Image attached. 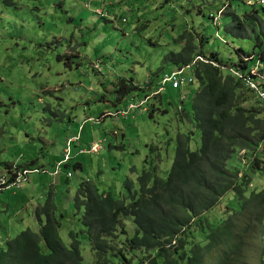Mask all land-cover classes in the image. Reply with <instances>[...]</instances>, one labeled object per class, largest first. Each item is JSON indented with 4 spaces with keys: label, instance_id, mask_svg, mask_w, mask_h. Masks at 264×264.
<instances>
[{
    "label": "rangeland",
    "instance_id": "obj_1",
    "mask_svg": "<svg viewBox=\"0 0 264 264\" xmlns=\"http://www.w3.org/2000/svg\"><path fill=\"white\" fill-rule=\"evenodd\" d=\"M224 2L228 0H14L15 5L7 7L0 0V181L11 177L8 165L40 169L29 175L23 189L0 192V247L22 231H39L35 210L50 194L57 216L65 217L59 237L69 246L68 232L83 229L79 220L83 209L74 204L81 182L93 183L99 193L128 198L138 190L143 169L154 166L157 176L167 177L179 132H194L190 149L199 147V133L179 113L180 108L190 110L200 87L191 69L185 71L188 79L182 94L168 86L146 106L148 111L134 112L127 119L107 116L98 123L89 119L99 120L126 107L118 101L120 80L147 87L174 71L167 57L183 50L179 39L185 34L194 36V55L216 52L224 62L236 63L237 49L251 51V42L226 33L231 19L227 14L241 15L251 5L260 9L264 4L231 0L233 8L225 10L216 27L213 20ZM93 10L108 15L103 18ZM192 76L195 81L188 84ZM247 97L246 107H261L256 93L248 92ZM77 135L71 161L58 176L52 175L64 159L67 139ZM94 144L100 146L98 153H79ZM247 154L252 167L258 168L249 171V189H264V144L254 153L236 151L228 166L244 172ZM126 179L132 184L130 192ZM225 206L238 208L234 194H227L207 213L213 225L225 217ZM125 226L131 235V221ZM194 235L201 241L204 236L200 230ZM79 240L81 264H93L86 235L79 234ZM257 242L248 244L239 264H257ZM41 247L48 252L44 242Z\"/></svg>",
    "mask_w": 264,
    "mask_h": 264
},
{
    "label": "trees",
    "instance_id": "obj_2",
    "mask_svg": "<svg viewBox=\"0 0 264 264\" xmlns=\"http://www.w3.org/2000/svg\"><path fill=\"white\" fill-rule=\"evenodd\" d=\"M3 1L7 7L15 5L14 0ZM251 6L249 12L241 15L227 14L231 19L225 26L226 33L253 44L251 51L236 50L238 62H224L216 52L208 56L194 55L197 48L191 33L179 39L184 42L183 50L167 57L176 69L192 66L193 76L200 86L192 98L190 110L179 111L180 118L199 133V147L190 149L194 132H179L167 177L157 176L154 166L143 169L137 178L138 190L134 193L130 192L131 181L125 180L124 185L130 192L128 198L99 193L93 183L81 182L74 204L77 209H83L79 218L83 229L68 232L69 246L59 237L58 231L65 217L63 214L57 216L58 207L50 194L44 205L35 210L40 222L39 231L28 229L9 239L5 248L0 247V264H81L79 234H85L89 241L93 264H239L253 240L260 246L256 263L264 264V189H249L252 186L249 171L258 168L252 167L253 159L248 154L244 172L228 166L236 151L254 153L264 144V102L259 98L261 107L250 104L246 107L247 93L251 90L230 72L235 69L256 80L249 71L260 61L263 67L260 72L264 77V7ZM224 7L222 14L233 5L224 2L218 12ZM242 56L255 57L248 62ZM125 82L119 81L118 101L127 98L128 102L132 95L138 101L159 87V81L147 87ZM133 91L139 93L135 95ZM178 91L182 94V89ZM105 115L99 119L103 121ZM73 138L76 142L80 136ZM68 140L64 159L60 162L62 166L68 165L72 157L74 142L68 146ZM68 148L69 158L65 161ZM90 149L81 150L80 154H94L89 153ZM8 167L11 177H5L12 181L20 170H35ZM76 167L82 169L81 164ZM229 193L236 196L238 208L225 206V217L213 225L207 213ZM126 220L133 225L131 235L125 226ZM195 230L204 234L202 241L195 237ZM42 242L47 253L41 247Z\"/></svg>",
    "mask_w": 264,
    "mask_h": 264
},
{
    "label": "built area",
    "instance_id": "obj_3",
    "mask_svg": "<svg viewBox=\"0 0 264 264\" xmlns=\"http://www.w3.org/2000/svg\"><path fill=\"white\" fill-rule=\"evenodd\" d=\"M256 4H264V0H257ZM225 9V7L223 9H221L218 13H217V17H214L213 20V24L217 27H219V19L220 17H222V12ZM96 14H100L102 15V17H107V15H104L102 11L97 10V11H93ZM255 56L252 57H243L242 58L245 61H252L253 58ZM200 61L206 62L202 57H198ZM191 69L193 71V67L192 66H187L185 68L182 69H176L172 72H167L164 73L160 80H159V87L157 88L156 91L152 92L150 95L145 96L144 98L140 99V100H136V97H134L133 95L129 98L126 107L123 108L122 110L117 111L115 114H106L105 116L109 117V116H113V117H122L127 119L132 113L134 112H140V111H146L147 108V104L150 102V100L152 98H154L155 96H157L158 94H162L166 88L168 86H170L172 89L174 90H178V89H183V87L185 86V83L187 81V76L185 75V71ZM263 69L260 61H257L254 64V67L249 71L250 75H252L253 77L256 78L255 79H251V78H247V76H244L240 71H237L235 69H230V72L232 75H234L235 77H237L238 79H241L245 82L247 88H251V91H253L254 93H256L258 95V97L260 99H262V101L264 102V87H260L262 84H264V77L261 74V70ZM195 81V79L193 78V76L188 80V84H193V82ZM181 110V108L179 109V111ZM89 121L92 122H101L102 120H94V119H89ZM76 140V138H72L69 139L67 142V145L69 146L71 142H74ZM100 151V146L98 144H94L92 145L89 153H98ZM69 158V148L66 150L65 153V161L68 160ZM62 166V163L58 164L57 170L55 173H53L52 175L56 176L58 175L59 171H60V167ZM34 172H40V169H35V170H24V171H18L17 172V176L14 177V180H10L8 177H4L1 179L0 181V192L3 190H8V189H23L25 183L28 181L29 175L31 173ZM11 181V182H10ZM5 187V188H4Z\"/></svg>",
    "mask_w": 264,
    "mask_h": 264
},
{
    "label": "crops",
    "instance_id": "obj_4",
    "mask_svg": "<svg viewBox=\"0 0 264 264\" xmlns=\"http://www.w3.org/2000/svg\"><path fill=\"white\" fill-rule=\"evenodd\" d=\"M228 4H231V0H228ZM157 83H158V82H157ZM152 88H154V87H152ZM126 99H127V98H125V99H123V100H121V101H119V102H120V103H125V104H126V102H127ZM80 152H81V151H80ZM80 152H79V153H80ZM59 163H60V162H59Z\"/></svg>",
    "mask_w": 264,
    "mask_h": 264
},
{
    "label": "bare ground",
    "instance_id": "obj_5",
    "mask_svg": "<svg viewBox=\"0 0 264 264\" xmlns=\"http://www.w3.org/2000/svg\"><path fill=\"white\" fill-rule=\"evenodd\" d=\"M104 14V13H103ZM108 15V14H107ZM106 18V17H105ZM77 142V141H76ZM70 151V150H69ZM61 168V167H60Z\"/></svg>",
    "mask_w": 264,
    "mask_h": 264
}]
</instances>
